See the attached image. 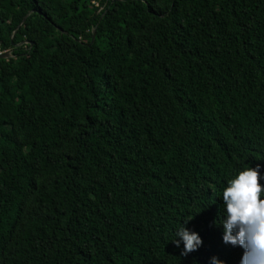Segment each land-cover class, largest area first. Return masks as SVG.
I'll use <instances>...</instances> for the list:
<instances>
[{
	"label": "trees",
	"instance_id": "16d2710c",
	"mask_svg": "<svg viewBox=\"0 0 264 264\" xmlns=\"http://www.w3.org/2000/svg\"><path fill=\"white\" fill-rule=\"evenodd\" d=\"M4 52L0 264H239L214 220L264 173V0H0Z\"/></svg>",
	"mask_w": 264,
	"mask_h": 264
},
{
	"label": "clouds",
	"instance_id": "9594fccd",
	"mask_svg": "<svg viewBox=\"0 0 264 264\" xmlns=\"http://www.w3.org/2000/svg\"><path fill=\"white\" fill-rule=\"evenodd\" d=\"M258 179L264 181V173H260L258 165L244 167L226 181L219 196L223 206L214 224L222 227L223 242L243 249L239 264H264V184ZM171 239L177 246L182 242V255L201 244L198 233L181 222ZM210 262L224 264L215 256L210 257Z\"/></svg>",
	"mask_w": 264,
	"mask_h": 264
},
{
	"label": "water",
	"instance_id": "95a60500",
	"mask_svg": "<svg viewBox=\"0 0 264 264\" xmlns=\"http://www.w3.org/2000/svg\"><path fill=\"white\" fill-rule=\"evenodd\" d=\"M94 39H95V32L93 33V40L92 41H94ZM8 57H10V54L8 52L0 53V58L1 59H3V58L6 59Z\"/></svg>",
	"mask_w": 264,
	"mask_h": 264
}]
</instances>
